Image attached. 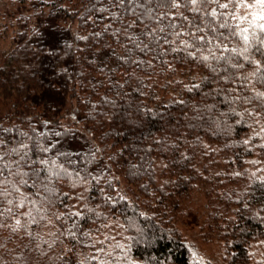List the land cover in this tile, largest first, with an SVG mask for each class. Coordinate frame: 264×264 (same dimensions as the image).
I'll return each mask as SVG.
<instances>
[{"label": "trees", "instance_id": "16d2710c", "mask_svg": "<svg viewBox=\"0 0 264 264\" xmlns=\"http://www.w3.org/2000/svg\"><path fill=\"white\" fill-rule=\"evenodd\" d=\"M10 3L0 10V264H213L178 226L196 193V222L223 263L264 264V21L254 19L264 10ZM254 157L259 172L247 167Z\"/></svg>", "mask_w": 264, "mask_h": 264}, {"label": "rangeland", "instance_id": "374dc122", "mask_svg": "<svg viewBox=\"0 0 264 264\" xmlns=\"http://www.w3.org/2000/svg\"><path fill=\"white\" fill-rule=\"evenodd\" d=\"M257 7V6H256ZM12 10L13 7L10 3V0H0V10L5 12L6 10ZM1 18V17H0ZM4 41L0 40V46H3ZM251 172H259L262 170L261 162L257 157L250 159V162L247 166ZM193 206V210H199V212L194 213V211H190L189 214L179 222L178 226L183 234V236L189 241L192 242L193 246L196 248L198 253L206 260L213 264H224L221 257V244L214 239H206L205 232H203L200 228L196 219L203 213L205 200L203 195L196 193L193 201L190 203ZM191 206V207H192ZM109 233L112 235V256L119 255L120 253L115 252L113 250L117 244L118 240V231L110 230ZM144 240L147 239L145 235H142ZM104 253H102L103 255Z\"/></svg>", "mask_w": 264, "mask_h": 264}, {"label": "snow or ice", "instance_id": "6c2138e0", "mask_svg": "<svg viewBox=\"0 0 264 264\" xmlns=\"http://www.w3.org/2000/svg\"><path fill=\"white\" fill-rule=\"evenodd\" d=\"M162 2H170L171 5L173 7H178L179 5L177 4V0H162ZM191 4L195 5L197 3H216L218 2V0H190ZM229 3H239L240 6L242 8H250V7H256L259 6L262 10H264V0H254V3L252 4H248L245 2V0H229ZM219 7L227 9L229 7L228 3L225 4H219ZM195 10V9H194ZM212 15L215 16L216 12L215 10H213ZM236 17L233 15L232 19H235ZM243 19H247L246 17H244ZM254 19H258V20H262L264 21V14H254ZM220 27L224 28V27H231L230 25L227 24V22L222 23L220 25ZM237 28H239V25H236ZM259 28L264 31V24H260ZM248 29L247 28H243L240 30L239 35H241L242 39L247 42L249 37L245 34L247 33ZM232 35H237V33L235 31H233L231 33ZM200 39H203V37H201ZM247 49H245L246 51ZM232 51H236L235 49H233ZM205 59H207V57H205Z\"/></svg>", "mask_w": 264, "mask_h": 264}]
</instances>
